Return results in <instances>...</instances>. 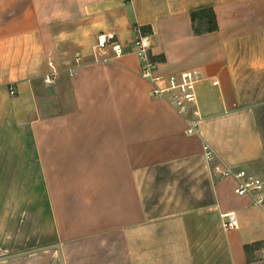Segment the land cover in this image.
<instances>
[{
    "label": "crops",
    "instance_id": "obj_1",
    "mask_svg": "<svg viewBox=\"0 0 264 264\" xmlns=\"http://www.w3.org/2000/svg\"><path fill=\"white\" fill-rule=\"evenodd\" d=\"M207 8L218 28L196 33ZM135 25L157 74H201L198 133L134 54L96 47ZM204 143L264 180V0H0V264H264V205Z\"/></svg>",
    "mask_w": 264,
    "mask_h": 264
},
{
    "label": "built area",
    "instance_id": "obj_2",
    "mask_svg": "<svg viewBox=\"0 0 264 264\" xmlns=\"http://www.w3.org/2000/svg\"><path fill=\"white\" fill-rule=\"evenodd\" d=\"M135 37L128 47L123 46L117 39L115 32H101L97 38L96 47H110L115 56L127 53L134 54L140 61V76L151 85V95L157 99L166 100L180 114L188 128L187 134L194 135L199 131L201 114L196 94L197 84L202 76L196 70H185L172 74H157V63L152 59V36L143 32L138 25L133 27ZM50 73L44 77L45 84H52L57 74L53 61L49 62ZM214 84H217L215 81ZM10 93L15 94L13 88ZM204 156L210 163V171L214 179L233 178L237 183L235 193L239 196H250L255 206L264 205V180L245 169H235L222 163L215 162L216 154L212 147L204 143ZM221 226L224 231L238 227L234 212L221 214Z\"/></svg>",
    "mask_w": 264,
    "mask_h": 264
},
{
    "label": "trees",
    "instance_id": "obj_3",
    "mask_svg": "<svg viewBox=\"0 0 264 264\" xmlns=\"http://www.w3.org/2000/svg\"><path fill=\"white\" fill-rule=\"evenodd\" d=\"M191 18L196 33L212 32L218 28L215 13L211 8L192 12ZM257 246H259V243L246 245V252L249 253L252 248ZM248 260L252 261L249 257Z\"/></svg>",
    "mask_w": 264,
    "mask_h": 264
},
{
    "label": "rangeland",
    "instance_id": "obj_4",
    "mask_svg": "<svg viewBox=\"0 0 264 264\" xmlns=\"http://www.w3.org/2000/svg\"><path fill=\"white\" fill-rule=\"evenodd\" d=\"M202 248H204V247L202 246ZM202 248H201L200 250H198V252H197L196 254H197L198 257H200V258L203 259L204 254L202 253V250H203ZM205 251H206L207 253H209V250H208V249H205Z\"/></svg>",
    "mask_w": 264,
    "mask_h": 264
}]
</instances>
